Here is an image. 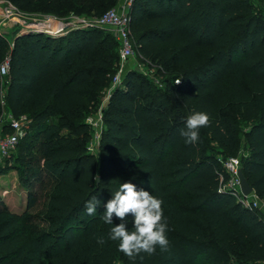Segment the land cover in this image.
<instances>
[{"label": "trees", "instance_id": "trees-1", "mask_svg": "<svg viewBox=\"0 0 264 264\" xmlns=\"http://www.w3.org/2000/svg\"><path fill=\"white\" fill-rule=\"evenodd\" d=\"M2 1L29 15L88 20L120 4ZM130 15L136 54L159 85L132 70L112 89L120 49L106 29L15 33L13 45L0 37V67L10 59L0 117L30 120L5 160L15 162L27 206L17 213L0 196V264H264V215L221 191L220 180V156L237 158L244 146L241 170L264 202V0H134ZM110 91L97 156L88 119ZM201 111L209 126L186 144L180 130ZM129 180L163 200L170 241L135 261L100 218ZM93 197L101 204L88 215ZM125 222L131 229V217Z\"/></svg>", "mask_w": 264, "mask_h": 264}, {"label": "built area", "instance_id": "built-area-1", "mask_svg": "<svg viewBox=\"0 0 264 264\" xmlns=\"http://www.w3.org/2000/svg\"><path fill=\"white\" fill-rule=\"evenodd\" d=\"M134 0H127L123 5L115 8L100 18L84 20L83 18L72 16V23L58 22L56 29L48 28L43 24H36L32 28L44 27L39 33L48 34L54 37L64 36L71 31L98 28L109 30L116 38L120 49V70L113 81L112 89L119 86L124 76L127 73V63L135 59L136 51L131 40V15L130 9ZM2 6V13H0V23L3 28H8L10 25L25 27L26 20L24 13L21 12L16 6L9 2H0ZM4 6V7H3ZM50 22H55L56 17L47 16ZM55 18V19H54ZM30 26V27H31ZM34 32V31H33ZM136 69V67L134 68ZM10 72V59L7 58L0 67V74L2 78L9 76ZM111 89V91H112ZM109 97L110 98V93ZM5 97V92L2 94ZM107 100V101H108ZM5 105L4 101L2 102ZM103 110V109H102ZM102 110L96 118H89L88 123L97 130L98 139L103 131V114ZM30 120L26 116L15 118L9 113H5L0 117V162H4L16 153L18 144L22 138L27 135ZM224 173L220 175L221 191L229 193L238 204L251 211L260 212L264 215V202L255 194V192L245 197L239 177V172L242 167V160L240 157L228 158L226 160L220 159Z\"/></svg>", "mask_w": 264, "mask_h": 264}, {"label": "clouds", "instance_id": "clouds-1", "mask_svg": "<svg viewBox=\"0 0 264 264\" xmlns=\"http://www.w3.org/2000/svg\"><path fill=\"white\" fill-rule=\"evenodd\" d=\"M178 81L177 83H179ZM210 116L207 112H193L186 118L180 135L186 144H196L200 129L208 127ZM133 180L135 177L132 178ZM163 200L143 187H138L132 180L119 184L103 204L100 217L105 225H109L108 238L118 242V249L130 260L141 253L153 254L157 247L167 250L170 241L167 237L168 224L164 219ZM101 201L93 197L86 205L88 215H95ZM114 217L121 222L114 225ZM131 217L132 228L127 225L126 218ZM103 243L104 241H99Z\"/></svg>", "mask_w": 264, "mask_h": 264}, {"label": "rangeland", "instance_id": "rangeland-1", "mask_svg": "<svg viewBox=\"0 0 264 264\" xmlns=\"http://www.w3.org/2000/svg\"><path fill=\"white\" fill-rule=\"evenodd\" d=\"M127 0H122L121 3L122 5L126 2ZM4 7V6H3ZM119 7V6H118ZM117 7V8H118ZM2 6H0V13H2ZM54 17V16H53ZM24 18L26 20L25 27H19V26H12L10 25L8 28H3L0 23V37L5 38L10 44H14L12 36L15 33H18V35H23L25 33H39L35 31H40L41 27L37 28H32L31 25L38 26L36 24H43L44 26H47L48 28H53L56 29L58 26V22H63V23H72V16L69 18H64V19H56L55 22H50L48 17L46 15H29L24 13ZM57 18V17H56ZM55 19V18H54ZM84 19V18H83ZM87 20V19H84ZM31 26V27H30ZM40 28V30H39ZM44 29V28H43ZM30 30V31H29ZM34 31V32H33ZM136 67V69H134ZM127 72L128 71H136L143 76L147 77L150 80L155 81L156 84H160V79L156 76V71L149 69L147 65H145L141 58L136 54L135 59L128 61L127 63ZM109 97V93H107L104 98L102 99L101 106L99 108V111L95 116H92L91 118H96L100 111L103 109L104 106L107 104V100ZM28 118V116H26ZM94 137H93V143L91 145V151L95 153L98 156L97 152V146H98V133L95 128ZM29 130V128H28ZM246 153L244 150V146H242V149L239 153L240 158H245ZM220 159H224L223 156H220ZM15 162L11 160L7 165L6 161L0 162V196L3 200V202L9 206L12 210H14L17 213L23 214L26 206H27V194L25 191L22 189L20 180H19V174L16 170ZM3 173V174H1ZM213 259H216L215 257H208L206 259L205 264H210Z\"/></svg>", "mask_w": 264, "mask_h": 264}, {"label": "water", "instance_id": "water-1", "mask_svg": "<svg viewBox=\"0 0 264 264\" xmlns=\"http://www.w3.org/2000/svg\"><path fill=\"white\" fill-rule=\"evenodd\" d=\"M239 177H240L241 188H242V192H243L244 196L248 197V196L252 195L255 192L254 188L250 185L248 180L245 178L242 170H240V172H239Z\"/></svg>", "mask_w": 264, "mask_h": 264}, {"label": "crops", "instance_id": "crops-1", "mask_svg": "<svg viewBox=\"0 0 264 264\" xmlns=\"http://www.w3.org/2000/svg\"><path fill=\"white\" fill-rule=\"evenodd\" d=\"M121 1H122V0H120V6L122 5ZM0 19H1V17H0Z\"/></svg>", "mask_w": 264, "mask_h": 264}, {"label": "bare ground", "instance_id": "bare-ground-1", "mask_svg": "<svg viewBox=\"0 0 264 264\" xmlns=\"http://www.w3.org/2000/svg\"><path fill=\"white\" fill-rule=\"evenodd\" d=\"M44 27H41V29H43ZM45 29V28H44ZM39 30H40V28H39Z\"/></svg>", "mask_w": 264, "mask_h": 264}]
</instances>
